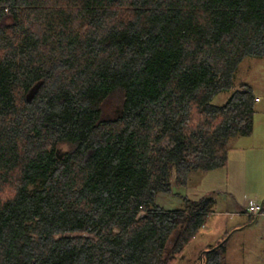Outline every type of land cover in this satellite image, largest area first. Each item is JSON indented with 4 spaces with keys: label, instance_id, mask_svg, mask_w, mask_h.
Here are the masks:
<instances>
[{
    "label": "trees",
    "instance_id": "16d2710c",
    "mask_svg": "<svg viewBox=\"0 0 264 264\" xmlns=\"http://www.w3.org/2000/svg\"><path fill=\"white\" fill-rule=\"evenodd\" d=\"M248 57H264V0H0V264H176L216 199L158 195L252 134ZM230 232L197 264H227Z\"/></svg>",
    "mask_w": 264,
    "mask_h": 264
},
{
    "label": "rangeland",
    "instance_id": "374dc122",
    "mask_svg": "<svg viewBox=\"0 0 264 264\" xmlns=\"http://www.w3.org/2000/svg\"><path fill=\"white\" fill-rule=\"evenodd\" d=\"M8 22H11L9 20ZM247 83L257 96L256 114L254 120V130L252 135L248 136L244 141L247 153L254 160L252 168L249 169L251 179L246 189L248 194L254 192L250 189L255 185L258 188L259 177H264V57H248L238 67L235 76V84ZM231 93L222 92L217 95L213 102L215 104H223L227 101ZM124 103V94L121 90L111 93L102 103V119L112 120L118 117L122 111ZM235 137L230 139V144L237 143ZM72 146L68 143L59 145L58 152H66ZM201 173V172H200ZM193 175H195L193 173ZM189 186H174L173 193L158 195L157 201L166 208H175L182 203V197H188L185 188ZM35 187V186H33ZM32 187V188H33ZM225 197V196H224ZM191 200L200 198L188 197ZM181 203H180V202ZM233 201V200H232ZM261 203L264 197L259 200ZM229 204V203H228ZM222 201L217 211L213 213L205 227L201 229L199 234L185 247L181 256L177 258L176 264H197L202 250L208 249L215 244L226 231H231V236L227 243V264H264V211L262 215L250 222L249 219L255 215L249 212V218L246 215L238 213L234 204L228 206ZM173 236L169 242L170 248L174 243Z\"/></svg>",
    "mask_w": 264,
    "mask_h": 264
},
{
    "label": "crops",
    "instance_id": "0c3cea01",
    "mask_svg": "<svg viewBox=\"0 0 264 264\" xmlns=\"http://www.w3.org/2000/svg\"><path fill=\"white\" fill-rule=\"evenodd\" d=\"M247 137H235L238 142L231 144L232 148L228 153L227 166L206 173L192 172L189 181L190 187L187 186L185 188L186 190L188 189L185 195L194 199L213 195L216 199L215 213H219L217 208L220 207L222 201L226 204L229 203L228 206L234 204L235 209L239 211L238 213L246 215L248 218L250 215L248 212L249 205H259L263 208L264 201L261 203L259 200L264 197V177H259L257 189H255V185L251 186L250 189L254 190V192L248 194L246 191L251 179L249 169L254 167L252 166L254 160L247 153V148L243 146V140ZM261 147L264 148V144Z\"/></svg>",
    "mask_w": 264,
    "mask_h": 264
},
{
    "label": "built area",
    "instance_id": "2783aa9c",
    "mask_svg": "<svg viewBox=\"0 0 264 264\" xmlns=\"http://www.w3.org/2000/svg\"><path fill=\"white\" fill-rule=\"evenodd\" d=\"M248 210L255 216H259L262 213V207L259 205H249Z\"/></svg>",
    "mask_w": 264,
    "mask_h": 264
},
{
    "label": "water",
    "instance_id": "95a60500",
    "mask_svg": "<svg viewBox=\"0 0 264 264\" xmlns=\"http://www.w3.org/2000/svg\"><path fill=\"white\" fill-rule=\"evenodd\" d=\"M32 92H34V89L32 90ZM257 217H258V216H257ZM230 236H231V233H229V234L225 237V239H223L218 245H216V246L214 247V249H216V248L220 247L221 245H223V243H225V242L230 238ZM200 264H202V262H201Z\"/></svg>",
    "mask_w": 264,
    "mask_h": 264
}]
</instances>
